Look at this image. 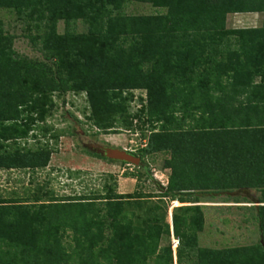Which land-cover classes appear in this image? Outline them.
<instances>
[{"label":"trees","instance_id":"trees-1","mask_svg":"<svg viewBox=\"0 0 264 264\" xmlns=\"http://www.w3.org/2000/svg\"><path fill=\"white\" fill-rule=\"evenodd\" d=\"M131 1L166 13L122 14ZM1 9L23 23L40 59L17 53L16 36L0 20V171L48 166L47 149L2 144L27 137L20 121L39 98L85 92L90 119L104 130L111 126L99 117L124 112L123 93L141 89L150 133L134 155L141 162L135 177L149 180L143 160L166 153L170 176L158 198L186 206L172 208L169 224L167 204L154 203L140 226L125 209L151 196L117 194L116 181L103 196L46 203L6 201L0 193V264H264L259 243L200 247L204 213L187 205L258 190L253 220L264 241V25L226 28L228 15H264V0H0ZM77 22L83 32L73 30ZM171 234L175 250L160 246Z\"/></svg>","mask_w":264,"mask_h":264},{"label":"rangeland","instance_id":"rangeland-1","mask_svg":"<svg viewBox=\"0 0 264 264\" xmlns=\"http://www.w3.org/2000/svg\"><path fill=\"white\" fill-rule=\"evenodd\" d=\"M127 16L165 14L166 9L151 4L131 1L120 11ZM244 17L232 14L227 16L226 28L241 29L261 27L264 15L254 16L255 24H243ZM0 20L5 29L16 36L14 48L17 53L32 59H40L39 53L32 49L22 36L23 23L17 20L14 12L0 10ZM78 33L84 31L82 23L72 25ZM58 33L63 34L65 25L58 24ZM235 40L232 44L235 47ZM124 112L99 117L109 123L111 128L99 130L90 119L91 111L85 92H66L48 94L39 98L24 113L20 124L28 130L27 137L16 143H2L9 149H47L51 153L50 162L44 169L35 171H0V193L6 201L33 203L36 197L42 202L50 199L85 198L91 194L103 196L107 193L105 185L116 181L113 189L117 194L139 193L151 196L141 207H126L128 217L132 214L140 226L148 217L152 204H167L166 221L171 224V206H186L176 201L158 198L160 188H165L170 170L164 168L168 158L166 153L147 155L143 160L149 180L136 179L139 170L132 164L106 157L108 151L118 149L128 154L139 155L145 147L150 125L144 114L146 105L145 90H131L123 93ZM120 101V100H119ZM98 153L104 158L94 156ZM112 175V179L109 178ZM261 194L258 190L222 192L213 198H200L198 205L204 213V227L198 234L199 246L211 249H225L261 243L262 236L258 223L253 220L256 203ZM40 203V202H39ZM46 203V202H45ZM264 205V204H262ZM172 210V209H171ZM172 234L164 237L160 246H172ZM71 242L70 235L64 238ZM176 241V240H175ZM175 250V249H174ZM174 264H177L176 261Z\"/></svg>","mask_w":264,"mask_h":264},{"label":"water","instance_id":"water-1","mask_svg":"<svg viewBox=\"0 0 264 264\" xmlns=\"http://www.w3.org/2000/svg\"><path fill=\"white\" fill-rule=\"evenodd\" d=\"M107 158L110 159H114V160H118L121 162H125L127 164H132L134 166H139L140 165V158L135 157L131 154H128L124 151H120L118 149H112L110 151H108V153L106 154ZM170 216H172V214L170 213ZM261 247L264 249V241L263 238L261 239V243H260Z\"/></svg>","mask_w":264,"mask_h":264},{"label":"crops","instance_id":"crops-1","mask_svg":"<svg viewBox=\"0 0 264 264\" xmlns=\"http://www.w3.org/2000/svg\"><path fill=\"white\" fill-rule=\"evenodd\" d=\"M235 15H238L239 18L240 17H244L245 19V22L243 24H250V25H253L255 24V19H254V16H259L258 13H250V14H235ZM248 28H257V27H248ZM241 29H244V28H241Z\"/></svg>","mask_w":264,"mask_h":264},{"label":"built area","instance_id":"built-area-1","mask_svg":"<svg viewBox=\"0 0 264 264\" xmlns=\"http://www.w3.org/2000/svg\"><path fill=\"white\" fill-rule=\"evenodd\" d=\"M145 145H146V144H145ZM174 203H175V202H172V205H174ZM172 208H173V207L171 206V208H170V212H171V209H172ZM177 246H178V242L175 241V239L173 238V239H172V248H173V250L176 249Z\"/></svg>","mask_w":264,"mask_h":264},{"label":"flooded vegetation","instance_id":"flooded-vegetation-1","mask_svg":"<svg viewBox=\"0 0 264 264\" xmlns=\"http://www.w3.org/2000/svg\"><path fill=\"white\" fill-rule=\"evenodd\" d=\"M131 155H133L134 156V154H131ZM104 157V156H103ZM105 158V157H104Z\"/></svg>","mask_w":264,"mask_h":264}]
</instances>
